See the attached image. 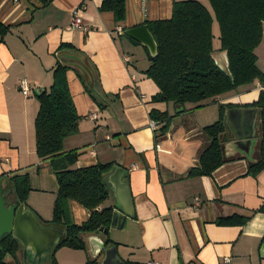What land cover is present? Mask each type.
Wrapping results in <instances>:
<instances>
[{
    "label": "crops",
    "instance_id": "crops-1",
    "mask_svg": "<svg viewBox=\"0 0 264 264\" xmlns=\"http://www.w3.org/2000/svg\"><path fill=\"white\" fill-rule=\"evenodd\" d=\"M181 1L188 0H125V20L117 26L110 13L99 12V0H0V22L14 26L0 42V179L6 204L13 201L7 180L27 176L24 208L41 227L52 219L57 183L49 163L36 155L34 125L39 110L35 95L48 91L57 64L67 69L79 116L77 134L63 143L64 153L78 154L72 169L114 164L106 177L110 197L97 212L120 210L112 183L127 185L133 203V215L121 226L84 236L83 250L54 248L49 257L37 260L19 244V264H49L51 255L56 264H264V172L247 174L259 157L258 113L251 138L234 140L226 130L224 163L210 176H187L209 144L202 129L218 121L219 106L251 105L263 86L239 87L199 109L153 103L158 89L144 75L149 63L143 47L123 35L147 22L170 19L173 2ZM193 1L208 10L203 0ZM80 6L85 7L82 23L89 28L85 34L70 28L71 13ZM212 34L217 49L215 21ZM254 54L264 72V25ZM212 57L220 70L228 71L225 52ZM22 79L31 89L28 97L17 88ZM227 110L231 120L239 119V110L250 120L249 109ZM151 111L172 117L165 135L158 133L161 126L150 128ZM69 211L77 226L88 219L76 202L69 203ZM229 218L245 221L217 224ZM48 228L62 239V231Z\"/></svg>",
    "mask_w": 264,
    "mask_h": 264
},
{
    "label": "trees",
    "instance_id": "trees-1",
    "mask_svg": "<svg viewBox=\"0 0 264 264\" xmlns=\"http://www.w3.org/2000/svg\"><path fill=\"white\" fill-rule=\"evenodd\" d=\"M100 13H110L115 25L125 20V0H99ZM212 13L197 1L173 2L172 15L168 20L147 22L148 30L157 46V55L152 58L143 50L149 63L144 72L158 89L151 98L153 103L172 104L184 108L194 105L202 108L204 103L221 95L258 82L264 88V72L257 68L254 54L262 38L264 25V0H207ZM218 26L219 47H214L213 22ZM0 22V42L13 28ZM135 46L138 43L128 38ZM62 48V47H61ZM217 51L225 52L228 71L223 72L213 60ZM67 69L57 64L52 72V85L48 91L36 94L39 110L35 120V148L40 160L49 163L55 176L57 195L53 204L52 219L41 224L63 232L64 236L55 250L66 247L74 250L85 248L83 237L108 230L112 224V208L101 207L110 197L106 177L115 168L114 164H98L84 169H72L78 160L76 151L63 152L65 139L78 131L79 116L76 113L66 78ZM255 109L258 113L259 157L248 167L247 174L256 177L264 172V90L251 105L219 106V119L202 129L208 139L207 148L200 154L197 168L188 171L189 178L210 176L224 163L221 139L226 132L225 111L231 108ZM149 118L158 122L160 136L165 135L172 117L151 111ZM16 206L23 205L30 191L27 176H15L7 180ZM76 202L89 214L85 223H72L69 203ZM224 219L218 225L242 224ZM19 243L5 235L0 240V264L17 262ZM56 264L51 255L50 263Z\"/></svg>",
    "mask_w": 264,
    "mask_h": 264
},
{
    "label": "water",
    "instance_id": "water-1",
    "mask_svg": "<svg viewBox=\"0 0 264 264\" xmlns=\"http://www.w3.org/2000/svg\"><path fill=\"white\" fill-rule=\"evenodd\" d=\"M123 35L146 48L150 57L154 58L157 55V46L147 25L125 30ZM42 92L38 91L36 94ZM249 110L251 113L249 122L245 121V110H239L240 117L236 121L231 120L229 110L225 112V128L234 140L245 141L252 137L257 110ZM110 180L111 178L108 179ZM112 186L116 207L120 210L113 213L111 225L119 227L123 224L124 218L133 215V203L127 185L114 186L112 183ZM7 187L10 190L9 184ZM4 191L5 187L0 179V240L5 235H11L21 245L24 254L30 252L37 260L41 257H49L61 239L59 233L53 229L41 227L29 210H26L23 205L16 206L14 199L11 204H6ZM10 193L12 194L11 190ZM63 236L64 234L62 238Z\"/></svg>",
    "mask_w": 264,
    "mask_h": 264
},
{
    "label": "built area",
    "instance_id": "built-area-1",
    "mask_svg": "<svg viewBox=\"0 0 264 264\" xmlns=\"http://www.w3.org/2000/svg\"><path fill=\"white\" fill-rule=\"evenodd\" d=\"M18 0H13L14 3H16ZM85 11V7L84 6H80L77 9L73 10L71 13V19H70V28L72 30L75 31H80L82 33H87L89 31V28L85 25H83L82 23V17L81 14L82 12ZM117 33L122 34L121 29H117ZM125 61L128 62V59L125 58ZM17 88L19 90V92L25 96L28 97L29 95H31V89L27 83L26 80L22 79L18 81L17 84ZM90 119L95 120L96 119V115H91ZM159 126L158 122H154L152 121L150 123V128L155 131L157 129V127ZM146 264H159L157 262H147Z\"/></svg>",
    "mask_w": 264,
    "mask_h": 264
},
{
    "label": "rangeland",
    "instance_id": "rangeland-1",
    "mask_svg": "<svg viewBox=\"0 0 264 264\" xmlns=\"http://www.w3.org/2000/svg\"><path fill=\"white\" fill-rule=\"evenodd\" d=\"M203 1H204L205 6L208 8V10L211 11V10H210V6H209L207 0H203Z\"/></svg>",
    "mask_w": 264,
    "mask_h": 264
}]
</instances>
